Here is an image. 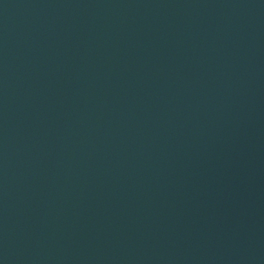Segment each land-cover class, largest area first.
<instances>
[{"label":"water","instance_id":"water-1","mask_svg":"<svg viewBox=\"0 0 264 264\" xmlns=\"http://www.w3.org/2000/svg\"><path fill=\"white\" fill-rule=\"evenodd\" d=\"M0 264H264V0H0Z\"/></svg>","mask_w":264,"mask_h":264}]
</instances>
